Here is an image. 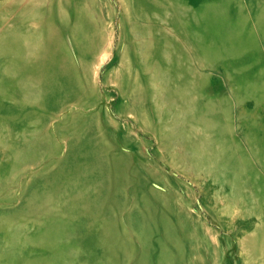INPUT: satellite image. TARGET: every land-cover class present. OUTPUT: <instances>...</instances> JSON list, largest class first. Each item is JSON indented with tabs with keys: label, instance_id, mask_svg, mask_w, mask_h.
<instances>
[{
	"label": "rangeland",
	"instance_id": "374dc122",
	"mask_svg": "<svg viewBox=\"0 0 264 264\" xmlns=\"http://www.w3.org/2000/svg\"><path fill=\"white\" fill-rule=\"evenodd\" d=\"M0 264H264V0H0Z\"/></svg>",
	"mask_w": 264,
	"mask_h": 264
}]
</instances>
